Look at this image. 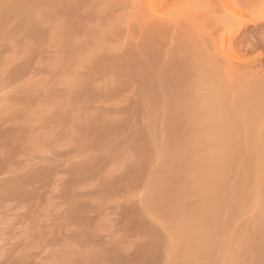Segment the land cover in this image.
<instances>
[{"label":"rangeland","instance_id":"1","mask_svg":"<svg viewBox=\"0 0 264 264\" xmlns=\"http://www.w3.org/2000/svg\"><path fill=\"white\" fill-rule=\"evenodd\" d=\"M236 1L243 9L231 52L219 48L227 30L217 28L207 0H171L177 19L200 30L205 48L192 54L181 41L160 38L163 51L135 63L134 27L143 17L118 0L35 1L11 21L18 31L0 35V264H169L162 246L154 259H138L147 236L128 229L136 212L168 234L166 223L144 210V178L108 185L125 176L149 127L159 131L175 119L177 96L197 81L216 75L234 106L250 92L263 103L264 0ZM184 8L191 12L178 17ZM31 18L35 34L22 32L19 23ZM182 57L189 62L172 61ZM255 130L244 131L254 135L246 147L252 153L261 147L264 118ZM85 163L89 171L77 172ZM15 183L22 188L3 191ZM255 210L248 206L236 218L233 250L238 231L254 226Z\"/></svg>","mask_w":264,"mask_h":264},{"label":"bare ground","instance_id":"2","mask_svg":"<svg viewBox=\"0 0 264 264\" xmlns=\"http://www.w3.org/2000/svg\"><path fill=\"white\" fill-rule=\"evenodd\" d=\"M35 1L38 3L41 0H0V35L8 32V36L13 30L18 31L19 28L12 29L9 24ZM42 1L44 4L49 0ZM118 1L143 17L142 25L134 27L138 28L140 35L133 41L136 44L131 51L134 52L132 63L133 60L135 63L143 59L141 55L148 59L163 51L160 46L164 44L156 42L160 38L163 43L168 38L181 41V45L192 49V54L201 53L205 48L198 42L200 30L196 26L189 28L188 22L186 27L183 22L187 18L177 19V12L169 6L171 0ZM207 3L212 16L217 19V28L227 30L217 37L219 48L231 52L234 45L233 25L243 7L236 0H207ZM261 4L264 5V2ZM188 8L182 9V15L177 16L189 13ZM30 20L18 26L22 32L35 34L36 23L34 18L32 22ZM211 45H215V40ZM188 60L182 57L172 61ZM215 76L197 81L185 94L177 96L175 119L171 122H166V119L164 128L159 131L149 127L144 141L132 148L135 158L126 165L125 176L108 185L114 189L126 179L144 178V210L167 225L168 234L163 237L142 219L143 213L129 214L128 229H141L139 231L147 236V243L138 252V259L143 262L154 259L162 246L169 264H264V131L261 147L254 149L253 153L246 147L251 142L248 137L254 135L248 136L244 132L256 131L264 118L261 112L264 101L260 103L256 94L250 92L251 96L234 106L226 99L220 78ZM146 95L152 105L156 100L154 94ZM242 132L245 133L243 143L240 139ZM76 168L77 172L87 173L90 166L85 163ZM18 185L4 186L3 191L14 192ZM248 206L256 209L254 226H245L238 231L240 247L238 251L233 250L229 246L233 239L231 228ZM113 260L118 261L116 257Z\"/></svg>","mask_w":264,"mask_h":264}]
</instances>
